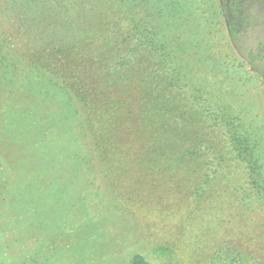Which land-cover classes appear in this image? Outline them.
<instances>
[{
    "label": "rangeland",
    "instance_id": "rangeland-1",
    "mask_svg": "<svg viewBox=\"0 0 264 264\" xmlns=\"http://www.w3.org/2000/svg\"><path fill=\"white\" fill-rule=\"evenodd\" d=\"M260 43L264 0H0V264H264Z\"/></svg>",
    "mask_w": 264,
    "mask_h": 264
},
{
    "label": "trees",
    "instance_id": "trees-1",
    "mask_svg": "<svg viewBox=\"0 0 264 264\" xmlns=\"http://www.w3.org/2000/svg\"><path fill=\"white\" fill-rule=\"evenodd\" d=\"M227 6L225 7V10ZM254 60H263L264 59V43H260L257 48L251 53ZM139 263L136 264H145L140 260H137ZM134 264V263H133Z\"/></svg>",
    "mask_w": 264,
    "mask_h": 264
}]
</instances>
